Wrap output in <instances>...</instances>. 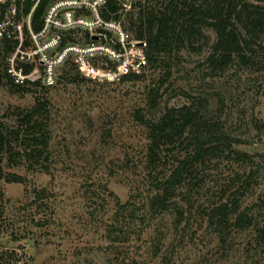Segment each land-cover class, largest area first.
I'll return each mask as SVG.
<instances>
[{
	"label": "rangeland",
	"instance_id": "obj_1",
	"mask_svg": "<svg viewBox=\"0 0 264 264\" xmlns=\"http://www.w3.org/2000/svg\"><path fill=\"white\" fill-rule=\"evenodd\" d=\"M100 28L76 29L77 42L111 47L124 35L120 60L138 66L139 46L126 15L117 27ZM204 57V52L184 50L170 65L144 66L143 79L78 77L70 65L56 85L15 92L2 77L1 53L0 119L14 125L17 110L31 106L36 95L47 97L52 157L49 172L25 165L7 167L28 181L0 183L5 209L0 219V253L16 250L20 264H126L133 257L149 264H264V251H255L250 244L253 231L234 233L227 251L198 209L189 210L180 225L172 213L134 225L121 208L127 202L142 205L152 189L144 167L146 128L135 120L134 112L146 106L148 87L163 80L164 103L181 105L190 97L211 96L207 116L248 140L237 147L252 153L260 169L258 184L244 205H253L264 194V70L235 63L222 77L214 78ZM106 60L104 50L93 57L98 66ZM70 61L75 62L74 56ZM63 72L61 67L59 76ZM249 169L240 162L214 159L204 169L210 178L200 192L202 201L208 205L218 200L234 173ZM44 187L49 194L38 201L35 188Z\"/></svg>",
	"mask_w": 264,
	"mask_h": 264
},
{
	"label": "trees",
	"instance_id": "obj_2",
	"mask_svg": "<svg viewBox=\"0 0 264 264\" xmlns=\"http://www.w3.org/2000/svg\"><path fill=\"white\" fill-rule=\"evenodd\" d=\"M36 1L17 0L25 15L30 13ZM55 1H38L32 13L35 31L43 28L46 12ZM126 7L123 0H106L100 14L105 21L121 24L123 14L126 15L136 41L146 42L145 67L170 65L173 58L189 50L205 53L207 69L214 78L222 77L235 63L264 70V0H132L130 9ZM75 31L65 34L66 42H77ZM86 35L90 39L94 37L88 30ZM115 47L119 50L121 43ZM14 48L13 42L0 40V54L4 59L2 77L8 85L15 92H27L33 86L47 88L38 80L23 84L12 80L7 73V56ZM70 65L78 77L82 75L77 64L68 60L60 77L69 73L66 69ZM30 67L27 64L26 70ZM121 77L143 79L145 74L130 71ZM165 81L150 85L146 106L134 112L135 120L146 128L144 167L152 189L142 205L131 202L121 205L125 218L130 224L145 225L172 213L175 224L180 225L189 210L198 209L227 251L235 239L234 233L247 231L254 232L250 241L253 250L264 251V222L261 220L264 218V194H260L253 205H244L245 197L258 184L260 173L254 155L237 147L249 141L228 131L219 120L207 116L211 96L190 97L181 105L164 103L165 90L161 92V89ZM15 118L14 125L0 119V183L26 184L28 178L25 175L7 167L25 165L30 170L50 171V100L36 95L31 106L16 111ZM214 159L240 162L250 169L243 173L237 170L222 196L207 205L200 192L210 178L204 169ZM48 194L45 187L35 188L38 201ZM3 195L0 188V219L5 213ZM16 253L9 249L1 252L0 264H20L21 257ZM126 264H149V261L133 257Z\"/></svg>",
	"mask_w": 264,
	"mask_h": 264
},
{
	"label": "built area",
	"instance_id": "obj_3",
	"mask_svg": "<svg viewBox=\"0 0 264 264\" xmlns=\"http://www.w3.org/2000/svg\"><path fill=\"white\" fill-rule=\"evenodd\" d=\"M38 1L25 15L17 0H0V40L15 44L14 51L7 56V73L15 83L38 80L45 86L56 85L60 68L71 56L83 75L97 79H115L130 71L140 72L147 64L145 41H136L139 46L136 51L138 66L129 60H120L124 53L122 46L118 50L115 46L105 47L95 42L82 45L65 41V34L78 28L101 26L103 30L117 27L119 23L116 21H105L101 17L100 9L106 0H57L49 6L43 28L35 31L32 13ZM131 1L124 0V5ZM120 40L124 43V35ZM103 50L106 51L104 63L107 64L98 66L93 57ZM27 64L31 66L28 71Z\"/></svg>",
	"mask_w": 264,
	"mask_h": 264
}]
</instances>
